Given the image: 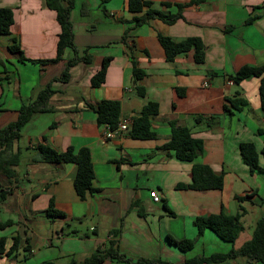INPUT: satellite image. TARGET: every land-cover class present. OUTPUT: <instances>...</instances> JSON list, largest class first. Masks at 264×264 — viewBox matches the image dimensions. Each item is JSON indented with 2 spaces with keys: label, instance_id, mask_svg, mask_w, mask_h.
Masks as SVG:
<instances>
[{
  "label": "crops",
  "instance_id": "0c3cea01",
  "mask_svg": "<svg viewBox=\"0 0 264 264\" xmlns=\"http://www.w3.org/2000/svg\"><path fill=\"white\" fill-rule=\"evenodd\" d=\"M70 1L73 46L48 62L56 56L60 32L56 11L46 0H0V7L14 11L11 33L0 34V129L16 122L22 105L41 90H52L14 142L13 151L20 152L16 176L0 168V264L79 263L109 249L124 259L108 256L100 264H184L239 248L264 214V169L251 172L240 151L241 142L254 143L264 168V109L261 77L233 76L246 65L264 66V0H141L148 5L135 11L130 0ZM149 10L162 16H148ZM159 35L174 41L198 37L204 61H195L193 47L168 60ZM14 40L27 59L10 49ZM105 63L104 82L93 86V75ZM103 99L120 102V120L157 102L159 112L151 117L155 137H107L95 109ZM171 121L203 139L193 161L162 148L171 137ZM39 145L90 148L98 191L78 199L76 164L37 161ZM194 165L222 172L223 187H179L192 182ZM154 189L160 201L150 196ZM248 194L242 202L237 198ZM52 204L64 215H48ZM240 205L246 209L244 229L234 242L210 228L199 230L201 216L236 215ZM170 236L193 245L183 251ZM15 237L18 247L10 250ZM213 264L264 263L238 255Z\"/></svg>",
  "mask_w": 264,
  "mask_h": 264
},
{
  "label": "trees",
  "instance_id": "16d2710c",
  "mask_svg": "<svg viewBox=\"0 0 264 264\" xmlns=\"http://www.w3.org/2000/svg\"><path fill=\"white\" fill-rule=\"evenodd\" d=\"M67 4H64V2ZM47 5L54 9L57 14V19L60 24V32L58 34L56 56L53 59H48V62H55L62 58L64 50L68 46H73V32L72 23L70 21V9L72 2L70 0H46ZM148 5L147 2L141 0H130V10H141L143 6ZM264 7V5H263ZM148 16H162L161 13L149 10ZM14 24V11L9 7H0V34L11 33ZM159 40L165 49L168 60H173L174 57L181 52L188 51L194 48V58L197 62H203L205 58L204 45L198 37H189L183 41H174L168 36L159 35ZM12 51L21 53L23 60L27 59L23 56L20 45L16 40L10 45ZM75 59L69 60L67 67H69ZM107 70V63L92 77V85L99 86L105 80ZM135 76L140 77L142 72L134 69ZM67 74V72H66ZM65 74V75H66ZM251 75L261 77L260 83V98L262 108L264 109V66H243L233 76L235 81H240ZM52 92L50 86L41 90L36 99L29 103L22 105L20 115L16 122L7 125L0 129V168L11 178L16 176V166L19 164L20 152L13 151L15 140L19 138V131L30 120L35 111L41 109V104L47 99ZM236 104V100H231ZM245 102V101H244ZM242 102V103H244ZM97 112V121L99 124H106L110 129H115L118 126L121 118V105L115 99H103L95 106ZM159 112V105L157 102L149 101L144 105L140 115L133 117V122L130 129L126 132L134 138L149 139L155 137V133L151 128L152 115ZM172 134L170 139L162 145V148L173 150L175 155L186 161H193L203 151V139L194 136L191 128L188 126L178 125L175 121L170 122ZM38 160L40 162H70L76 164V175L74 178V189L78 199L84 201L91 194L98 191L93 185L95 178L94 166L92 163L91 150L88 147H81L75 149L69 147L66 150L58 151L48 145L38 146ZM240 151L245 163L249 166L251 172L260 171L264 168L260 165V153L252 142H241ZM264 157V146L261 150ZM223 173L215 172L208 165H194L192 167V182L189 184H180L179 187L192 189H221L223 187ZM238 196L240 202L249 197ZM246 209L240 205V211L236 215L226 214L220 212L219 214H212L201 216L198 220L199 230L210 228L216 232L222 239L228 242H234L244 229L240 223L241 217L245 214ZM50 216H63L64 213L56 210L53 204L47 210ZM5 225V224H4ZM0 226H3L1 224ZM170 241L176 244L181 250L187 251L193 245L190 239L177 240L169 237ZM5 238H0V252L4 250ZM18 247V238H14V243L10 250H15ZM27 248V247H26ZM247 256L251 259L262 261L264 263V214H262L256 221L253 233L250 239L246 240L239 248H232L227 253H216L210 256H196L186 259L184 264H213L222 262L228 259H233L236 256ZM108 256L124 259V255L119 252L109 249L106 252L97 251L90 257H87L82 262L73 260L70 264H100ZM42 264H56L53 261H45ZM128 264H170L159 259H140L137 263H132L128 260Z\"/></svg>",
  "mask_w": 264,
  "mask_h": 264
},
{
  "label": "built area",
  "instance_id": "2783aa9c",
  "mask_svg": "<svg viewBox=\"0 0 264 264\" xmlns=\"http://www.w3.org/2000/svg\"><path fill=\"white\" fill-rule=\"evenodd\" d=\"M133 122V118H124L122 120H120V122L118 123V126L115 129H110L108 125V132L106 134L107 137H111L116 133H125L130 129V125ZM150 196L153 198V200L155 201H160L161 200V196L158 194L157 190H151L150 191Z\"/></svg>",
  "mask_w": 264,
  "mask_h": 264
}]
</instances>
